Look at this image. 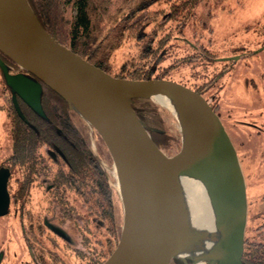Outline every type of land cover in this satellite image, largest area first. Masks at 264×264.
Wrapping results in <instances>:
<instances>
[{"label":"water","instance_id":"1","mask_svg":"<svg viewBox=\"0 0 264 264\" xmlns=\"http://www.w3.org/2000/svg\"><path fill=\"white\" fill-rule=\"evenodd\" d=\"M0 51L38 79L12 75L0 58L22 117L16 94L43 114L44 82L95 127L118 165L123 224L116 247L102 264H171L179 256L178 175L183 169L209 187L218 224L228 228L224 242L210 254L180 259L186 264L188 259L194 264L213 258L218 259L216 264H244L245 178L234 143L204 94L170 78L133 79L108 72L57 40L28 0H0ZM165 93L183 104L186 120L181 147L173 154L158 146L133 106L135 98Z\"/></svg>","mask_w":264,"mask_h":264},{"label":"trees","instance_id":"2","mask_svg":"<svg viewBox=\"0 0 264 264\" xmlns=\"http://www.w3.org/2000/svg\"><path fill=\"white\" fill-rule=\"evenodd\" d=\"M43 26L61 43L96 63L108 72L109 57L124 39L135 49L130 61L124 62L114 75L133 79L170 78L182 82L205 94L207 85L213 81L210 72L211 59L200 57L195 43L185 40L182 31L184 17H190L197 0H28ZM67 9L70 11L65 12ZM67 14V16L65 15ZM109 20L116 21L106 29ZM106 21V23H104ZM210 42V39H208ZM206 55L210 47L202 43ZM188 51L180 55L174 50ZM7 56V55H6ZM8 57V56H7ZM10 58V57H8ZM13 63L16 62L10 58ZM9 69L12 65L6 62ZM41 102L44 110L25 111L27 128L20 126L13 131V164L18 168L25 159L41 145L38 133L49 134L46 121L56 124L59 134L70 137L73 133L75 146L67 147L70 167L68 191L90 197L89 213L92 234L100 238L105 233V258L116 247L122 229L118 220L112 186L93 148L84 139L76 124L68 125L67 118L75 112L66 99L42 82ZM207 95L210 104L211 98ZM133 106L148 128L152 138L162 147L166 146L163 121L156 103L150 98H135ZM70 128L73 130L70 131ZM71 138V137H70ZM41 142V143H40ZM76 148V149H74ZM99 250V244L96 245ZM179 261H183L180 259ZM188 259V262H192ZM244 264H264V240L246 237ZM186 264V263H185Z\"/></svg>","mask_w":264,"mask_h":264},{"label":"flooded vegetation","instance_id":"3","mask_svg":"<svg viewBox=\"0 0 264 264\" xmlns=\"http://www.w3.org/2000/svg\"><path fill=\"white\" fill-rule=\"evenodd\" d=\"M236 2L244 3V0H236ZM232 10V4L227 6L226 14L231 13ZM219 13L220 11L212 12V23L209 28L215 37L212 35L209 37L212 43L209 54L206 55L203 48L199 46L202 44L201 37L198 38V42H193L197 44L196 49L201 58L211 59L210 72L213 81L207 85L204 96L207 97L210 94L211 105L221 118L219 109L224 87L229 86L231 93H239L234 98L231 94L229 96L228 117L232 125L240 127L241 132L238 130L235 132L243 141L242 145L245 146L247 155L261 158L263 174L264 14L261 15L260 12L255 16L256 18L245 20L243 22L244 31L240 29L236 31L239 39L236 38L237 41L231 46L232 49L230 48L228 54L220 55L214 46L218 43H216V37H219L215 34V30L221 23V15H223ZM189 18L184 17L185 24ZM227 29L231 30L229 32H234L232 25H229ZM231 37L234 36L223 34V40L226 39L227 42ZM224 57L232 58L224 59ZM0 58L5 65L8 62L13 66L10 71L27 73L2 51H0ZM238 62L243 63L242 70L238 68L240 67ZM249 68L252 69V80L255 85L244 96L237 85L240 77L246 74ZM221 78L223 80L218 85ZM225 83H227L226 86ZM16 100L23 115L25 111H34L18 93ZM240 111L242 116L239 114ZM6 115L11 123L8 133L9 140L13 142L12 132L19 127L16 123L18 119L22 120L19 124L23 128H27L28 123L15 106L14 90L7 83L5 71L0 65V212H3L0 214V217H3L0 220L2 222L0 264H3V258L6 259V251L1 247L2 244L6 247V236H8L6 234L15 232L20 234L18 238L21 264H101L99 260L105 258L106 239L103 232L99 233L100 238L95 232L92 234L89 213L90 197L70 193L67 190L70 163L65 148L75 146L74 134H70L71 138L60 135L56 124L47 120L44 129L49 127L52 132L45 135L38 133V136L42 138L43 142L40 143L43 147L39 146L32 153L33 157L30 160L26 158L24 163L17 168L13 164L15 150L11 146L12 143L6 146ZM72 118L71 116L67 118L68 125L74 124ZM72 130L70 128V131ZM254 141H257L258 147H253ZM12 223L16 225L15 228L12 227ZM97 244H99V250L96 248ZM176 262L185 264L184 261L177 260ZM205 262V260L200 261L198 264H206Z\"/></svg>","mask_w":264,"mask_h":264},{"label":"rangeland","instance_id":"4","mask_svg":"<svg viewBox=\"0 0 264 264\" xmlns=\"http://www.w3.org/2000/svg\"><path fill=\"white\" fill-rule=\"evenodd\" d=\"M233 5V10L231 13L226 14L227 6ZM70 11L67 9L65 12ZM213 11H220L219 14L221 15V23L218 27H216L215 34H217L219 37H216V43L215 49L218 51L220 55H226L229 53V51L232 49L231 46L235 44V42L239 39L236 34H238L236 31L240 29V31L243 30V22L245 20H251L252 18H256L260 12L261 15L264 14V0H244V3H238L236 0H197L195 3V6L193 8V13L190 16V18L187 20V23L182 27V31L178 33L182 38L185 40H191L192 42H198L200 38L202 43H205L210 48L212 47V43L208 42L209 37L212 35L215 37L214 34H212L210 25L212 23V12ZM69 14V12H68ZM67 16V14H65ZM202 20H201V19ZM200 19V20H199ZM106 23V21H104ZM116 21L109 20L105 27L106 29L108 27H112L113 24H115ZM229 25H232L234 28V32H229L231 30H228L227 27ZM223 34H229L231 37L229 41L227 42L226 39L223 40ZM237 38V40H236ZM228 44H227V43ZM231 48V49H230ZM174 53H180V55H188V51H182L174 50ZM135 54V49L133 46H130L128 41L126 40H120L119 45L117 48L112 50L111 55L109 57V68L111 69L112 74L117 73L120 71V67L124 62L130 61ZM243 60V59H241ZM240 67H238L240 70L244 68L243 63L238 62ZM16 64L22 68L17 62ZM236 65V67L238 66ZM23 69V68H22ZM11 70V69H9ZM251 68H249V71L247 70V73L242 75L239 81V84L237 85L239 89H241V92L244 94V96L247 95L249 89L255 83L252 80V74H251ZM241 72V71H240ZM238 72V73H240ZM12 75L19 76V75H25L30 78L37 79L32 74L21 72V73H14L10 71ZM239 76V75H238ZM243 79V80H242ZM38 80V79H37ZM223 80L221 78L218 82L219 83ZM227 83H225L226 86ZM258 84V83H257ZM43 86V84H42ZM263 86V85H262ZM225 89L222 90V99H221V105L219 112L221 114V119L224 123V126L226 130L228 131V134L230 135L234 146L236 148L240 165L244 174L245 183H246V190H247V202H248V212H247V223H246V231H245V239L246 237H249L250 239H261L264 240V176L262 174L263 168L261 166L262 160L260 157L256 156L250 157L246 153V149L243 146V141L239 138V136L236 134L235 130H238L241 132L240 127L238 125H232L231 120L228 117V112L230 111L228 101L229 96L231 94V97L234 98L237 94L236 92L231 93V88L229 86L224 87ZM237 90V89H236ZM210 91V90H209ZM238 91V90H237ZM207 95V94H206ZM153 102L156 103L157 111L160 115L161 120L163 121V131L166 132L165 143L166 146H163V150L168 154H173L177 152L182 144V136L183 131L180 125L179 120L175 117V115L163 104L159 103L154 96L150 98ZM72 109V108H71ZM73 110V109H72ZM75 116L72 114L71 117L73 122L76 124V126L80 129L82 135L84 136V139L88 141V143L91 144L93 151L98 158L100 164L103 166L104 170L107 173V176L109 178L110 184L112 186V192L115 199V208L116 213L118 216V220L120 222H123V216H124V204H123V198L121 194L120 187L118 185V178L116 177L114 170V160L111 155V152L108 149V146L102 136L99 134V132L93 127L87 120H85L80 114H78L75 110ZM239 114L242 116V112L240 111ZM11 123L9 122V119L6 115V146L11 144L8 135L10 131ZM257 141H254L253 147H258L256 144ZM12 146V145H11ZM10 146V147H11ZM3 219V217H0V220ZM263 226H262V225ZM2 222H0V237L2 236ZM262 226V227H259ZM12 227H16L15 224L12 223ZM8 232V231H7ZM14 232V231H13ZM6 247L2 244V248L6 251V259L3 258V264H21L19 259V250H20V242L18 236L20 235L19 232L15 233H8L6 234ZM104 237L106 238V235L103 233ZM246 242V240H245ZM118 243V242H117ZM117 245V244H116ZM182 256H177L174 259L180 260ZM172 260L171 264H178L177 260ZM6 261V262H5ZM218 261L217 258L210 259L206 261V264H216ZM189 264H193L190 262ZM198 264V263H194Z\"/></svg>","mask_w":264,"mask_h":264},{"label":"bare ground","instance_id":"5","mask_svg":"<svg viewBox=\"0 0 264 264\" xmlns=\"http://www.w3.org/2000/svg\"><path fill=\"white\" fill-rule=\"evenodd\" d=\"M154 98L175 115L184 130L186 123L183 114L184 108L178 98L170 93L156 94ZM76 103L74 102V107L81 111L79 108L81 106ZM113 166V171L118 178V185L121 186L118 165L115 162ZM178 194L182 206V208L180 207L182 237L177 254L179 256L210 254L215 246L226 239L225 229L228 228V225L226 224L224 228L218 224L217 210L210 196L209 187L200 177L183 169L178 175Z\"/></svg>","mask_w":264,"mask_h":264}]
</instances>
